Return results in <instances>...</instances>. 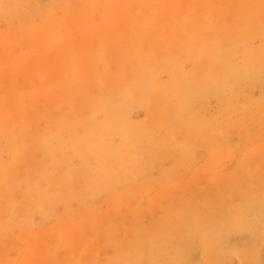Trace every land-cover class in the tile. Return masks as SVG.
<instances>
[{
  "label": "bare ground",
  "instance_id": "1",
  "mask_svg": "<svg viewBox=\"0 0 264 264\" xmlns=\"http://www.w3.org/2000/svg\"><path fill=\"white\" fill-rule=\"evenodd\" d=\"M123 1L113 0L115 6H105L104 0L98 2L100 5L96 0L88 3V9L90 5L92 10L101 7L89 22L79 16L76 22L71 20L72 24L50 13L52 20H44L30 31L21 25L20 36L0 33L4 50L15 43L26 44L25 50L11 60V56L6 57L9 52L5 55L0 51V219L46 210L59 197L65 201L76 196L82 203V209L68 210L61 218L57 237L65 247L63 254L32 246V250L22 249L28 254L31 251L29 255L26 252L28 256L4 258L0 264H230L231 259L237 264H264V253L260 252L264 247V185L256 189L259 182L264 183V139H260L264 131L262 136H257L260 130L251 136L248 130L245 135L243 128L239 139L247 148L240 155H235L233 148L211 150L205 166L185 178L188 181L183 179L186 183L174 179L176 184L169 181L172 185L151 191L148 179L135 184L132 178L130 189L108 187L117 177L125 178L141 167L139 157L144 154L148 164L158 160L157 155H172L176 163H183L193 148H199L198 142L207 143L206 154L216 146L223 147L218 141L224 135H217L223 134L221 119L218 123L212 118L205 127L204 120L197 117L196 103L211 94L237 93V86L264 75L262 4L247 0L245 14L234 19L235 30L224 16L233 12L237 0H221L225 8L219 17L205 16L210 21L206 29L191 15L201 13L200 9L208 12L212 0H129L131 5L121 6ZM29 2L0 0V15L21 13ZM184 3L186 10L181 8ZM76 4L69 7L73 16L81 8ZM243 19H247L244 25ZM68 24L73 25L71 32L58 37ZM243 30L260 34L261 41L241 54L236 52L237 40L233 44L230 37ZM149 38L159 46L144 49L151 43H147ZM221 40L228 42L223 52L218 47L223 48L225 41L217 44ZM190 47L197 56L188 70H182L179 58H191L192 54H187ZM225 51L233 59L224 55ZM68 52L70 62L66 61ZM127 64L128 71L124 69ZM164 72L166 77L162 78ZM137 107L143 111V118L132 121L130 114ZM225 108V118L235 111L237 116L251 114L254 121L264 119L262 102L243 104L240 110H234L232 104ZM261 124L264 126V121ZM70 152L79 159L78 165L75 170L62 172L60 165L71 162ZM4 154L9 161L5 162ZM102 190L108 197L106 205L112 208L111 217L101 208L92 215L85 214L84 209L96 204L95 192ZM86 195L91 198L88 205ZM157 207L162 211L153 219L150 214ZM126 217L131 220L124 228L121 218ZM3 222L1 219L0 224ZM117 231L125 235L118 241ZM239 234L247 241H234L233 236ZM99 236L112 247L104 261L96 260L102 256L96 252ZM192 251L197 253L196 260L190 257Z\"/></svg>",
  "mask_w": 264,
  "mask_h": 264
},
{
  "label": "rangeland",
  "instance_id": "2",
  "mask_svg": "<svg viewBox=\"0 0 264 264\" xmlns=\"http://www.w3.org/2000/svg\"><path fill=\"white\" fill-rule=\"evenodd\" d=\"M49 1V2H48ZM75 1V2H74ZM81 1V2H80ZM80 1H78V0H30V4H27V6L23 9V11L25 10V12L27 11V13H25L24 12V14L22 13L23 11H21V13H18V14H16V15H14L13 13L11 14V15H9V16H6V17H1V15H0V33H3V32H5V33H11V34H13V35H15V36H17L16 34L18 33V35L20 34V31L22 30V29H25V28H27L26 30L27 31H30L31 30V28H34V27H36V26H41V24H42V22H44V20L46 21V20H52V15H50V13L52 14L53 13V15L55 16H58V15H60V16H62L63 18H65V19H67V20H69L70 21V23H72V24H74L73 22H76L75 20H78L79 18H81V17H83L82 19L83 20H86L87 22H89V19H90V17H92V15L94 14V11L95 10H97L98 8L100 9L101 7H98V6H95V7H97V9H95V10H92L90 7H91V5H90V7H89V9L87 8L88 6H89V4L88 3H94V1L95 0H80ZM86 1H89V2H86ZM103 0H96V5H100L98 2H102ZM105 1V6H115V5H117L116 3H114L113 2V0H104ZM199 1V0H198ZM246 1L247 0H237L236 1V8H234V10H233V12L232 13H227L224 17H228V18H223V19H225L224 21H230L231 22V24H230V27H232V28H236V27H234V25H232V24H234V19L236 18V17H238V16H243V15H240V14H245V10H247V9H243V7L245 6V5H247V3H248V1H251V0H248L247 1V3H246ZM256 1H258V2H260L261 4H262V8H260L259 9V12H260V16L262 17V18H264V12H262V10H264V0H256ZM39 2V3H38ZM68 2H69V4H68ZM108 2V3H107ZM112 4H111V3ZM214 2H216V4L214 3ZM219 2H221V3H219ZM62 3V4H61ZM78 4V6H81V8H80V10H78V11H76V12H73L74 14L75 13H77L78 15H74L73 16V14H70V9H69V7L71 6V5H73V4ZM87 3V4H86ZM110 3V4H109ZM124 3V4H123ZM242 5H241V4ZM243 3H245L244 5H243ZM76 4V5H77ZM131 5V3H129V0L127 1H123L122 3H120V5L121 6H126V5ZM209 4L211 5V8H209V10H208V12H205V11H202L201 9L199 10V11H201V13L202 14H204V16H202V15H200V17L198 16L199 14H201L200 12H195V14H192L191 16H193L195 19H196V22H198L199 23V26L202 28V25H204L203 26V28H207V26H208V24H209V22L210 21H208V19H205V16L207 15V16H215V18L216 17H219L218 15H219V11H222V9H224L225 8V4H224V2H222L221 0H212V1H209ZM69 5V6H68ZM82 5H84V6H82ZM142 5V4H141ZM183 5V4H182ZM181 5V6H182ZM105 6H103V7H105ZM184 6H186L185 5V3H184V5L181 7L182 8V10H186L187 9V7H184ZM35 7V8H34ZM66 7H68V9L66 8ZM239 7V8H238ZM242 7V8H241ZM27 8V9H26ZM37 8H38V11H37ZM83 8V9H82ZM183 8H185V9H183ZM213 8V9H212ZM238 8V9H237ZM137 9V8H136ZM48 10V11H47ZM89 10H91V12L89 13ZM181 10V11H182ZM211 10H212V12H211ZM215 12H214V11ZM226 10H227V8H226ZM242 10V11H241ZM65 11H68V12H65ZM79 11L81 12V13H79ZM88 11V12H87ZM180 11V10H179ZM65 12V13H64ZM211 12V13H210ZM228 12V11H227ZM235 12V13H234ZM237 12V13H236ZM83 13H85V14H83ZM87 13V14H86ZM180 13V12H179ZM199 13V14H198ZM214 15H213V14ZM233 13H234V15H233ZM22 14V15H21ZM26 14V15H25ZM29 14H31V15H29ZM58 14V15H57ZM68 14V15H67ZM70 14V15H69ZM82 14V15H81ZM183 14V13H182ZM181 13L179 14L180 16L182 15ZM198 14V15H197ZM210 14H212V15H210ZM218 14V15H217ZM231 14V15H230ZM237 14V15H236ZM17 15H18V17H17ZM46 15V16H45ZM67 15V16H66ZM84 15V16H83ZM55 16V17H56ZM64 16H66V17H64ZM80 16V17H79ZM206 16V17H207ZM79 17V18H78ZM86 17V18H85ZM87 17H88V19H87ZM69 18V19H68ZM142 19V18H141ZM73 22H72V21ZM247 19H243V25L244 24H246V23H244V21H246ZM137 21V23H140L141 22V20H139V19H137L136 20ZM52 22V21H51ZM203 24H202V23ZM201 23V24H200ZM224 23V25H228V24H226L227 22H223ZM33 24V25H32ZM141 24V23H140ZM21 25H22V29H21ZM34 25H36V26H34ZM232 25V26H231ZM73 25H67L66 26V29H65V31H64V29H62V30H60L61 31V33H60V35H58V37L60 36V37H63V35L65 34V33H68V32H71V29L73 28L72 27ZM226 26H224V27H226ZM69 28V29H68ZM71 28V29H70ZM245 28V27H244ZM219 29V28H218ZM233 29V30H234ZM16 30V31H15ZM219 30H221V28L219 29ZM235 30H237V28L235 29ZM239 30V29H238ZM213 31V30H212ZM208 32V31H207ZM220 32V31H219ZM240 34V33H239ZM20 36V35H19ZM18 36V37H19ZM229 36H231V35H229ZM228 36V37H229ZM234 37H236V38H234ZM231 39H233V44H235L234 43V41H236L237 40V42H236V52L237 53H240L241 52V54H242V52L244 51V50H246V49H252V48H256L259 44H260V41H261V39H260V34L258 35V33H255V32H253V31H248V32H244V30H243V32H241V34L240 35H238V34H236V35H233V38L232 37H230ZM151 41V43H149ZM225 40H221V41H217V44L219 45V44H222L223 45V42H224ZM125 42V41H124ZM124 42H123V44H124ZM128 43V42H127ZM147 43H149V44H146L144 47V49H146V46L148 47V48H150V49H152L151 47H153V45L154 46H156V44L159 46V42H155L154 40L152 41L150 38H149V41L147 42ZM226 43H228V42H226L225 41V43H224V45H223V48H222V46H220L219 45V47H218V49L219 50H221L222 52H223V50H224V47L227 45ZM125 44H126V42H125ZM22 45V46H21ZM151 45V46H150ZM187 46H190L189 44H187ZM25 48H26V44L25 43H17V45H16V43L15 44H13L10 48H7L6 50H4V49H2L1 48V46H0V51H5V55H7L6 57H9V56H11V57H9V59L11 60V59H14L16 56H18L22 51H24L25 50ZM193 49V47H190L189 48V52L187 53V50L186 49H184L186 52L185 53H187L188 55V57H191V54H192V51L190 52V50H192ZM195 49V48H194ZM128 51L129 52H133V48H129L128 49ZM7 52H9V53H7ZM16 52V53H15ZM7 53V54H6ZM3 54V55H4ZM194 54V53H193ZM192 54V57L191 58H188L187 60L185 59V57H183L184 59H181V58H179V61H178V64H180V66L182 67V68H180V69H182V70H188L191 66H192V64H193V59H194V57L195 56H197V55H193ZM224 55H226L229 59L230 58H232L233 59V56L230 54V53H228V52H224L223 53ZM181 56H183L184 54H183V52L180 54ZM71 57V55L69 54V52H68V54H67V57H66V61H68V62H70V57ZM130 58V57H129ZM234 58H236V59H239L240 58V56H235ZM68 59V60H67ZM203 61V60H202ZM99 64V67H102V64L101 63H98ZM127 65H129V64H127ZM127 65L126 66H124V69L126 70V71H128L129 69H130V65H129V67H127ZM127 67V68H126ZM129 68V69H128ZM166 77V75H165V72L163 73V76H162V78H165ZM260 79H258V80H256V79H254V82H253V79L252 80H250L248 83H246V84H244V86H237V88H238V90H234V91H237V93H234V94H228V95H221V96H217V95H213V94H211V95H208L204 100H201V101H197V103H196V110L198 111L197 112V117L199 118V119H201L202 121H203V125L206 127V125L208 126V124H209V120H212V118H214L213 120L215 121V122H217L218 121V123H219V121H220V119H221V121L223 122H221L220 121V123H219V126H221V124H222V128L220 129V131H222V135H220V132H219V134H217L218 135V138H219V136L221 137V136H223V139H222V137H221V139H220V141H218V139H217V141H218V144H220V142H221V144L220 145H222L223 147H220V146H216L215 148H212V149H210V148H208L207 150H209L208 152H207V154H206V148L208 147V145H207V143L205 144V143H203V142H198L199 144L198 145H196V146H198L199 148H197V147H195V148H193L194 150V152L192 151V154L191 155H189L188 157H189V159L187 160V158H185L184 160H182L181 162H183V163H185V164H183V163H179V162H177L176 163V159H174L173 158V156L172 155H169V156H167V157H163V156H161V155H157V159L158 160H156V161H154V162H150V164H148V162H147V157H145L146 155L144 154L143 156H140L139 158H140V160H139V162L141 163V167H137V169L136 170H134V173L133 174H135V175H133V174H129V173H127L128 175H129V178H128V175L127 176H125V178L124 177H117L116 178V182H110V184L108 185V187H116V190H121V189H130V188H132V186L134 185L133 183L131 184V182H130V179H132V178H134L135 179V184H139V182L141 183V182H143L144 180H146V179H148L150 182V185L148 186L149 188H151V191H154V190H161L163 187H167V186H169V184L172 182L173 184H176V182L174 181L173 182V180L175 179H177V180H183V179H185V178H188L189 176H190V174L191 173H193V171H195V170H197V168H203V166H205L204 165V163H205V161L210 157V153H211V150L213 151V149H222V148H224V149H226V148H233V151H234V154L235 155H240V153L241 152H243L246 148H244V144H243V141H242V139H239V137H241L242 138V136H239V135H241V134H243L244 133V130H245V128H246V130H245V135H246V133L248 132L251 136L252 135H254V136H256L257 135V133H258V130H260V132L258 133V135L257 136H262V131H264V126H261L262 124H261V122L262 121H264V119H261L260 121H254L251 117H250V113H248V114H250V115H243V114H241L240 116H237V114H236V112L235 111H232L231 112V114L229 115V116H231V117H229V118H225V116H227V114H226V108L225 109H223L224 107H227V106H229V105H234V110H240L241 109V105H243V104H246V103H250V104H253L254 102L255 103H260V102H262V103H264V89H262V88H264V75H262L261 77H259ZM256 82V83H255ZM262 84V85H261ZM260 87V88H259ZM252 90V91H251ZM250 91V92H249ZM257 93V94H256ZM247 96V97H246ZM234 101V102H233ZM245 101V102H244ZM238 107V108H237ZM230 108V107H229ZM236 108V109H235ZM62 109H66L65 107H62ZM134 110H135V112H134ZM138 110V111H137ZM222 111V113H220ZM224 111V112H223ZM132 114H130V119L132 120V121H137V120H141L142 118H143V111L141 110V108H138L137 107V109L136 108H134L133 110H132V112H131ZM135 113V114H134ZM226 114V115H225ZM213 115V116H212ZM234 115V116H233ZM212 116V117H211ZM249 116V117H248ZM238 117V118H237ZM246 117V118H245ZM262 117H264V116H262ZM261 117V118H262ZM240 118V119H239ZM225 119V120H224ZM234 119V120H233ZM207 120V121H206ZM230 120V121H229ZM241 120H243V121H241ZM249 120V121H248ZM252 120V121H251ZM224 121H227V126L225 125L226 124V122H224ZM240 123H238V122ZM42 121H40V123H41ZM251 122V123H250ZM253 122V123H252ZM255 122H257V124L255 123ZM258 122H259V124H258ZM225 123V124H224ZM233 123V124H232ZM244 124V125H243ZM251 124V125H250ZM41 125H42V123H41ZM41 125H40V127H41ZM223 125H224V127H223ZM231 125V126H230ZM249 125V126H248ZM229 126V127H228ZM250 126H252L253 128H250ZM259 126H261L262 127V129H261V127L259 128ZM227 129H226V128ZM233 127V128H232ZM240 127V128H239ZM225 128V132H223V130L222 129H224ZM243 128H244V130H243ZM257 128H259V129H257ZM238 131H237V130ZM63 130H64V128H63ZM248 130V131H247ZM208 131V130H207ZM240 131H242V132H240ZM247 131V132H246ZM257 131V132H256ZM63 132H65V130L63 131ZM237 132V133H236ZM253 132H255L254 134H253ZM208 133V132H207ZM240 133V134H239ZM261 133V134H260ZM235 134H236V136H235ZM260 134V135H259ZM248 136L250 139H251V136ZM215 136H216V134H215ZM230 137H232V138H230ZM234 137V138H233ZM216 138H217V136H216ZM226 138V139H225ZM252 138H255V137H252ZM260 137H258L257 139H259ZM260 139H264V137H261ZM223 140V141H222ZM241 143H240V142ZM217 143V142H216ZM202 144H204V147L202 148ZM218 144H216V145H218ZM242 144V145H241ZM200 145V146H199ZM227 145V146H226ZM229 145V146H228ZM205 146H207V147H205ZM237 146V147H236ZM211 147H213V146H211ZM236 147V148H235ZM199 149V150H198ZM236 151V152H235ZM238 151V152H237ZM71 153V152H70ZM201 153V154H200ZM197 154V155H196ZM204 154H206V155H204ZM71 157H70V163H68L67 165H60V171H62V172H68V170H70L71 169V171L72 170H75L74 168L78 165V161H79V159L78 158H75L76 156H72V153L71 154H69ZM205 156V157H204ZM142 157V158H141ZM204 157V158H203ZM144 158H145V161H144ZM194 158H196L195 160H194ZM4 159H5V162H7V161H9L10 159H8V155L7 154H4ZM6 159H8V160H6ZM142 159V160H141ZM194 160V163L192 162L193 160ZM161 160V161H160ZM190 160H192V161H190ZM186 161V162H185ZM160 162H162V163H160ZM188 162H192L191 164L190 163H188ZM139 163V164H140ZM143 163H145V164H143ZM158 163H160V164H158ZM169 165H168V164ZM198 163V164H197ZM181 164H183V165H181ZM191 165L192 166V168H189V167H191V166H189V165ZM165 165V166H164ZM188 167H187V166ZM72 166V167H71ZM172 166V167H171ZM182 166L183 167H185L184 169H187V170H183V168H182ZM195 166V167H194ZM63 167V168H62ZM163 167V168H162ZM170 167V168H169ZM144 168V169H143ZM177 169V170H176ZM193 169V170H192ZM139 170V171H138ZM159 170V171H158ZM179 170V171H178ZM135 171H136V173H135ZM138 171V172H137ZM166 171V174L164 173ZM168 171V172H167ZM176 171V172H175ZM182 171H185V172H182ZM170 172V173H169ZM173 173V175H172V173ZM164 173V174H163ZM177 173H179V174H177ZM189 173V174H188ZM138 174H139V176H138ZM143 174H145V176L143 175ZM152 174V175H151ZM169 174V175H168ZM144 177H143V176ZM163 175V176H162ZM186 175H187V177H186ZM135 176V177H134ZM142 176V177H141ZM157 176L160 178H158L157 179ZM178 176V177H177ZM150 177H152V179L150 178ZM119 179V180H118ZM147 180V181H148ZM155 180V181H154ZM176 180V181H177ZM185 180H187V179H185ZM185 180H183V181H185ZM119 181V182H118ZM169 181H171L170 183H169ZM183 181H181L182 183H184ZM188 181V180H187ZM187 181H185V183L187 182ZM177 183V185H180V184H182V183ZM172 183L170 184V185H172ZM75 184H78V180H76V182H75ZM164 184V185H163ZM259 184V185H258ZM257 185H258V187L256 188L257 190H259V189H262V187H260V186H262V185H264V183H261V182H259ZM150 186H152V187H150ZM125 187V188H124ZM160 188V189H159ZM103 191V190H102ZM99 191V192H95V194L96 195H94V197H93V199L95 200V202H96V204H95V206L94 207H91V206H89L90 207V209H84V211H85V214H88V215H92V214H94V213H96V211L99 209V208H101L102 210H104V211H106L107 212V215L109 216V217H111V215H112V208H110V207H108V200H107V198L108 197H106V191ZM68 199L67 200H63V198H58L57 200H55V202H53V203H55V204H51V205H49V207L51 206L52 207V209H51V207L49 208H47L44 212L43 211H30V212H28V213H26V214H24L23 215V217H18V215H16L15 216V219H14V217L13 218H10V219H4V218H1L2 219V221H6V222H3L2 224H0V226H2L3 227V229L0 227V260L1 259H4V258H8L9 260H14L15 259V257L17 258L18 256L17 255H19V254H23V255H25V256H28L30 253H31V251H29V254H28V252L27 251H24L23 252V250H28V248H29V250H32L31 249V247L33 246V247H42V248H46V249H49V250H51V251H53L54 249H55V251H56V253H64V249H65V247L64 246H61L58 242H59V235H58V230H59V227H60V225L62 224V222L63 221H61V218L63 217V215L68 211V210H72V209H82V207H81V202H80V200H79V197H76V196H71V197H67ZM61 199V200H60ZM91 198L88 196V195H86L85 196V203L88 205L89 203H90V201H87V200H90ZM58 200H60V201H58ZM81 203V204H80ZM106 204H108V205H106ZM94 205V204H93ZM71 209H70V208ZM67 208V209H66ZM69 208V209H68ZM51 209V210H50ZM2 210H5V209H2ZM48 210H50V211H48ZM111 210V211H110ZM123 210V209H122ZM158 210V211H157ZM48 211V212H47ZM53 211V212H52ZM161 211H162V209L161 208H158L157 207V209H153L152 211H151V213L152 214H150V216L153 218V219H155V217H159L160 216V214H161ZM34 212V213H33ZM91 212V213H90ZM44 213V214H43ZM142 214L143 213H141L140 215L142 216ZM145 215V214H144ZM76 216H79V215H76ZM140 216V217H141ZM146 216V215H145ZM155 216V217H154ZM25 217V218H24ZM143 217V216H142ZM29 218V219H28ZM35 218V219H34ZM0 219V220H1ZM25 219V220H24ZM123 219V220H122ZM13 220H17V222H14ZM23 220L25 221L24 223H23ZM125 220V221H124ZM130 220H131V218H129V217H126V218H121V221H122V223H123V227L124 228H126L127 226H129V223H130ZM26 221H28L27 223H26ZM103 221V224H104V220H102ZM102 221H101V223H102ZM9 223V224H8ZM15 223V224H14ZM100 222L97 224V225H100L99 227L101 228V226H102V224H101ZM97 225H95V226H97ZM27 226V227H26ZM14 227V228H13ZM42 228V229H41ZM52 229V231H49V230H51ZM45 230V231H44ZM54 230V231H53ZM89 230V231H88ZM23 231V232H22ZM26 231V232H25ZM28 231V232H27ZM30 231V232H29ZM47 231V232H46ZM56 231V232H55ZM91 228H89V229H87V235H88V237H89V235H91ZM36 232H38L37 234H36ZM46 232V233H45ZM10 233V234H9ZM12 233V234H11ZM14 233V234H13ZM21 233V234H20ZM28 233H29V235H28ZM35 233V234H34ZM40 233V234H39ZM57 233V234H56ZM20 235V237H19V235ZM33 234H34V236H33ZM42 234V235H41ZM46 234V235H45ZM14 235V236H13ZM27 235V236H26ZM31 235V236H30ZM57 235H58V237H57ZM29 237L30 238V241H28L26 238H24V237ZM33 236V238H31ZM121 236L123 237V236H125L124 235V231H121V232H119V231H117L116 233H115V239L118 241L120 238H121ZM233 236V235H232ZM237 235H234L233 236V239H234V241H236V242H238V240L239 239H241V240H239V242L238 243H243L244 241H247V239H246V237H245V239H244V241H242V239L244 238V235H241V234H239L238 235V237H236ZM15 237V238H14ZM36 237V238H35ZM243 237V238H242ZM237 238V239H236ZM7 240V241H6ZM9 240V241H8ZM24 240V241H23ZM26 240V241H25ZM33 240H35V241H33ZM99 240V241H98ZM242 241V242H241ZM16 242V243H15ZM6 243H8V244H6ZM10 243V244H9ZM6 244V245H5ZM17 244V245H16ZM58 246H57V245ZM100 244H101V247H100V249L98 248L99 246H100ZM16 245V246H15ZM109 245V246H108ZM10 248H9V247ZM54 246V247H53ZM56 246V247H55ZM96 252L99 254V253H101L102 254V256L101 257H98L97 255L98 254H95V257L97 256V258H96V260H102V261H104L106 258H108V255H110L111 254V249H112V247H111V245L110 244H107V242H105V241H103L102 240V238L99 236L98 237V239H97V243H96ZM105 246L107 247V248H105ZM62 247H64L63 248V250H62ZM103 247V248H102ZM26 248V249H25ZM39 248V249H40ZM57 248H58V250H57ZM111 248V249H110ZM17 249V250H16ZM23 249V250H22ZM22 250V251H21ZM105 250V251H104ZM23 252V253H21V252ZM58 251H60V252H58ZM67 251V250H66ZM26 252H27V254H26ZM39 252V251H38ZM37 252V253H38ZM54 252V251H53ZM106 252V253H105ZM260 252H262V253H264V247H262L261 248V250H260ZM16 254V255H15ZM101 254H99V256L101 255ZM190 254V257L193 259V260H196V258H197V253H195V251L193 252H190L189 253ZM195 254V255H194ZM22 255V256H23ZM58 255V254H57ZM60 255V254H59ZM104 255H107L106 257L104 256ZM20 257V256H19ZM18 257V258H19ZM2 261V260H1ZM99 261V262H100ZM234 262V263H233ZM230 264H237V262L235 261V260H230Z\"/></svg>",
  "mask_w": 264,
  "mask_h": 264
}]
</instances>
